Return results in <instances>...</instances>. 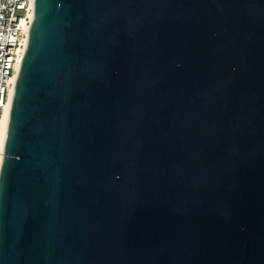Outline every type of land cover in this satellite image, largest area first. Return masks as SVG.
Wrapping results in <instances>:
<instances>
[{"label": "water", "instance_id": "water-1", "mask_svg": "<svg viewBox=\"0 0 264 264\" xmlns=\"http://www.w3.org/2000/svg\"><path fill=\"white\" fill-rule=\"evenodd\" d=\"M0 264H264V0H35Z\"/></svg>", "mask_w": 264, "mask_h": 264}, {"label": "built area", "instance_id": "built-area-1", "mask_svg": "<svg viewBox=\"0 0 264 264\" xmlns=\"http://www.w3.org/2000/svg\"><path fill=\"white\" fill-rule=\"evenodd\" d=\"M35 0H0V128L2 115L18 73ZM0 155L3 151L0 147Z\"/></svg>", "mask_w": 264, "mask_h": 264}, {"label": "bare ground", "instance_id": "bare-ground-1", "mask_svg": "<svg viewBox=\"0 0 264 264\" xmlns=\"http://www.w3.org/2000/svg\"><path fill=\"white\" fill-rule=\"evenodd\" d=\"M16 77H17V75H15L14 78L12 79L13 86H12V89H11V92H10V96H9V100H8V103H7L6 107H5V110H4L3 115H2V120H1L0 147H1L2 151H3V145L5 143V139H6L9 112H10V106H11L14 86H15V82H16ZM2 157H3V155H0V168H1Z\"/></svg>", "mask_w": 264, "mask_h": 264}]
</instances>
